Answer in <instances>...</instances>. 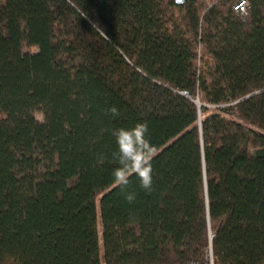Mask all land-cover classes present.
I'll list each match as a JSON object with an SVG mask.
<instances>
[{
    "label": "trees",
    "instance_id": "1",
    "mask_svg": "<svg viewBox=\"0 0 264 264\" xmlns=\"http://www.w3.org/2000/svg\"><path fill=\"white\" fill-rule=\"evenodd\" d=\"M231 1L0 0V264H184L208 247L264 264V0L244 19ZM145 121L153 190L133 176L129 204L111 133Z\"/></svg>",
    "mask_w": 264,
    "mask_h": 264
},
{
    "label": "clouds",
    "instance_id": "2",
    "mask_svg": "<svg viewBox=\"0 0 264 264\" xmlns=\"http://www.w3.org/2000/svg\"><path fill=\"white\" fill-rule=\"evenodd\" d=\"M113 117L119 115L117 108L108 109ZM147 122H138L131 127H119L112 130L115 149L111 158L116 167L112 170L111 180L117 184L121 195L129 204L136 198L132 189V177L138 187L150 193L153 190V169L151 158L156 150L148 135Z\"/></svg>",
    "mask_w": 264,
    "mask_h": 264
},
{
    "label": "built area",
    "instance_id": "3",
    "mask_svg": "<svg viewBox=\"0 0 264 264\" xmlns=\"http://www.w3.org/2000/svg\"><path fill=\"white\" fill-rule=\"evenodd\" d=\"M184 1V0H182ZM205 3L207 4V7L211 6L214 0H204ZM218 1V0H215ZM230 7L232 12L240 17L241 19H244L247 17L248 12H249V3L247 0H232L230 3ZM201 45H198L197 47V61L199 62L201 57L200 53ZM211 237V235H210ZM102 264V263H101ZM184 264H213V259H212V253H211V248L208 247L204 251V258L202 261H189Z\"/></svg>",
    "mask_w": 264,
    "mask_h": 264
},
{
    "label": "rangeland",
    "instance_id": "4",
    "mask_svg": "<svg viewBox=\"0 0 264 264\" xmlns=\"http://www.w3.org/2000/svg\"><path fill=\"white\" fill-rule=\"evenodd\" d=\"M209 63L208 61H199L198 62V70H200L201 72H204L205 74L209 73V68L210 65L207 66V63ZM210 74V73H209ZM208 74V75H209ZM194 103L198 106L197 100H194ZM205 109V112L203 114V116L200 119H203L204 117L208 116V115H213L214 117L217 118V121H221V120H228L230 119L229 115H226L220 111L217 110V108H221L222 106H211V105H204V104H200ZM37 118L40 120V116L37 115Z\"/></svg>",
    "mask_w": 264,
    "mask_h": 264
},
{
    "label": "water",
    "instance_id": "5",
    "mask_svg": "<svg viewBox=\"0 0 264 264\" xmlns=\"http://www.w3.org/2000/svg\"><path fill=\"white\" fill-rule=\"evenodd\" d=\"M175 2H176L177 4H180V3H182V0H175ZM183 95H184V93H183ZM200 106H202V105L198 104V107H200Z\"/></svg>",
    "mask_w": 264,
    "mask_h": 264
}]
</instances>
